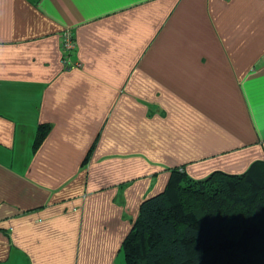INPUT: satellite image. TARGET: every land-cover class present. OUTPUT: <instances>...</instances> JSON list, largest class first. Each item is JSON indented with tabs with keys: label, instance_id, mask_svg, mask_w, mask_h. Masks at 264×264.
Returning a JSON list of instances; mask_svg holds the SVG:
<instances>
[{
	"label": "crops",
	"instance_id": "1",
	"mask_svg": "<svg viewBox=\"0 0 264 264\" xmlns=\"http://www.w3.org/2000/svg\"><path fill=\"white\" fill-rule=\"evenodd\" d=\"M256 160L264 0H0V264H127L173 167Z\"/></svg>",
	"mask_w": 264,
	"mask_h": 264
},
{
	"label": "trees",
	"instance_id": "2",
	"mask_svg": "<svg viewBox=\"0 0 264 264\" xmlns=\"http://www.w3.org/2000/svg\"><path fill=\"white\" fill-rule=\"evenodd\" d=\"M67 53V52H66ZM52 127L39 125V148ZM127 264H264V160L194 178L175 166L122 243Z\"/></svg>",
	"mask_w": 264,
	"mask_h": 264
},
{
	"label": "built area",
	"instance_id": "3",
	"mask_svg": "<svg viewBox=\"0 0 264 264\" xmlns=\"http://www.w3.org/2000/svg\"><path fill=\"white\" fill-rule=\"evenodd\" d=\"M63 36V47H64V50L66 52H69L70 50L74 49V39H73V36H72V33L70 30H65L62 34ZM69 55L70 53H65L64 57H63V60H64V63L66 62V65L69 64L68 60H69ZM68 62V63H67Z\"/></svg>",
	"mask_w": 264,
	"mask_h": 264
},
{
	"label": "rangeland",
	"instance_id": "4",
	"mask_svg": "<svg viewBox=\"0 0 264 264\" xmlns=\"http://www.w3.org/2000/svg\"><path fill=\"white\" fill-rule=\"evenodd\" d=\"M72 33V32H71ZM73 36V35H72ZM74 39V38H73ZM74 46H76V43H75V41H74ZM65 51V50H64ZM71 51V50H70ZM66 52V51H65ZM69 52H67V54H68Z\"/></svg>",
	"mask_w": 264,
	"mask_h": 264
}]
</instances>
